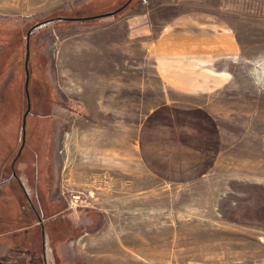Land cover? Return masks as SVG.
I'll use <instances>...</instances> for the list:
<instances>
[{
  "label": "rangeland",
  "instance_id": "1",
  "mask_svg": "<svg viewBox=\"0 0 264 264\" xmlns=\"http://www.w3.org/2000/svg\"><path fill=\"white\" fill-rule=\"evenodd\" d=\"M128 1L0 0V185L28 91L16 166L50 185L36 205L49 262L264 264V0H205L239 50L186 68L192 91L164 85L147 55L200 0H132L35 29L26 90L35 25ZM28 223L37 249L42 224Z\"/></svg>",
  "mask_w": 264,
  "mask_h": 264
},
{
  "label": "crops",
  "instance_id": "2",
  "mask_svg": "<svg viewBox=\"0 0 264 264\" xmlns=\"http://www.w3.org/2000/svg\"><path fill=\"white\" fill-rule=\"evenodd\" d=\"M199 3L187 5L186 15L177 17L167 30L151 42L147 58L152 62L151 66L164 85L169 86L178 78V88L192 91L193 87L198 88V84L193 86V83L190 84L192 80L186 79V68L190 66L200 68L201 62L207 60H234L232 55H236L239 50L236 38L227 34L230 26L221 22L216 15H210L217 12V5H210L205 0H200ZM40 176L41 179L38 176L35 185L24 184L29 194L33 192L36 198L41 196L39 190H45L47 195L50 190L49 183L45 185L46 178ZM12 198L16 201L17 208ZM19 198L22 200L18 201ZM31 220L32 215L25 207L22 192L10 181L2 183L0 185V245H2L0 261L5 264H34L32 249L35 239L29 232L37 224H27ZM25 242H29L31 247L27 248Z\"/></svg>",
  "mask_w": 264,
  "mask_h": 264
},
{
  "label": "flooded vegetation",
  "instance_id": "3",
  "mask_svg": "<svg viewBox=\"0 0 264 264\" xmlns=\"http://www.w3.org/2000/svg\"><path fill=\"white\" fill-rule=\"evenodd\" d=\"M23 119H24V117H23ZM22 140H23V138H22ZM23 150H24V146L23 147L21 146V148L17 152L16 158L13 159V161H11V163H10V171H9V173H10L9 175L10 176H9V179L7 181H10V182L14 181V182L20 183V185L17 184V183L16 184L18 185L19 190L22 192L23 200H25V207L28 206V210L30 211L32 217H33V215H35L37 217L38 223L41 222L39 225H41L42 223H44V222H42L44 220H42V218L40 216H38V215H41V213L39 211H41L42 209L38 210V208L36 207V205L37 206H41V203H38V198L35 197V194H32L33 192L29 194V192L26 190V188L24 186V184L26 183L24 181V177L29 176V171L25 170L24 171L25 176L23 177L22 174H21V168L19 166H16V161H19L21 159V157L23 155L22 154ZM37 170H39V168ZM19 200H22V199L19 198L18 201ZM39 219H41V221ZM42 232H43V234H42ZM44 233H45L44 225L42 224L41 225V236H40L41 237V243L37 246V249L36 248L32 249L33 251L31 249H29V251L31 250L33 253H38L39 256H40V252H41L40 248H41V246L43 244V248H42L43 260L41 259V257L39 258V256H34L35 260H34L33 263L41 261V262H43V264H52L55 260L54 261L50 260V262H49L48 255L54 257V252L49 250V248L47 250L46 236L44 235Z\"/></svg>",
  "mask_w": 264,
  "mask_h": 264
},
{
  "label": "water",
  "instance_id": "4",
  "mask_svg": "<svg viewBox=\"0 0 264 264\" xmlns=\"http://www.w3.org/2000/svg\"><path fill=\"white\" fill-rule=\"evenodd\" d=\"M132 2V0H129L126 4H124L121 8L106 13V14H102V15H96V16H91V17H83V18H57V19H51V20H47L44 22H41L37 25H35L27 34V41H26V45H27V56H26V73H27V80H26V90L28 89V83H29V78H30V74H29V69H28V60H29V48H30V37L32 35V32L37 29L40 28L44 25H47L53 21H69V22H86V21H94V20H98V19H103V18H108V17H113L115 15H117L118 13H120L121 11H123L128 5H130V3ZM31 109V103H30V97L27 91V111L24 115V126H23V143H22V147L24 146L25 142H26V121H27V116L30 112Z\"/></svg>",
  "mask_w": 264,
  "mask_h": 264
},
{
  "label": "trees",
  "instance_id": "5",
  "mask_svg": "<svg viewBox=\"0 0 264 264\" xmlns=\"http://www.w3.org/2000/svg\"><path fill=\"white\" fill-rule=\"evenodd\" d=\"M145 1V0H144ZM133 2H131L130 3V5L132 4ZM130 5H128V7H130ZM127 7V8H128ZM126 8V9H127ZM43 27V26H42ZM42 27H40V28H42ZM40 28H37V29H40ZM29 71H30V68H29ZM40 250H41V252H40V257H41V259L43 260V252H42V246H41V248H40ZM34 256H39V254L38 253H34Z\"/></svg>",
  "mask_w": 264,
  "mask_h": 264
},
{
  "label": "built area",
  "instance_id": "6",
  "mask_svg": "<svg viewBox=\"0 0 264 264\" xmlns=\"http://www.w3.org/2000/svg\"><path fill=\"white\" fill-rule=\"evenodd\" d=\"M73 198H74L75 200H81V196H80V195L74 196Z\"/></svg>",
  "mask_w": 264,
  "mask_h": 264
}]
</instances>
